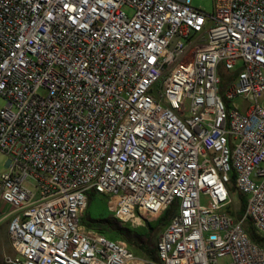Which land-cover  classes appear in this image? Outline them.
<instances>
[{
	"label": "built area",
	"instance_id": "built-area-1",
	"mask_svg": "<svg viewBox=\"0 0 264 264\" xmlns=\"http://www.w3.org/2000/svg\"><path fill=\"white\" fill-rule=\"evenodd\" d=\"M214 2L0 0L5 264H264V0ZM90 191L173 209L157 262L86 225Z\"/></svg>",
	"mask_w": 264,
	"mask_h": 264
},
{
	"label": "rangeland",
	"instance_id": "rangeland-1",
	"mask_svg": "<svg viewBox=\"0 0 264 264\" xmlns=\"http://www.w3.org/2000/svg\"><path fill=\"white\" fill-rule=\"evenodd\" d=\"M193 6L204 11L207 14H213L215 10L214 0H193ZM235 102L240 103V99H236ZM262 104L264 105V97L261 99ZM7 105L6 100L0 97V109L4 108ZM8 157L7 155L0 152V176L8 171L7 167ZM88 207L84 213L83 220L84 222L92 227V229H99L97 224L100 220H112L114 218V213L110 205L109 197L100 195L90 191ZM240 193L233 194V204L231 206L232 211L239 215L242 208L243 200ZM247 201V197H244ZM209 196L202 195L201 203L206 205L209 202ZM168 215L166 212L161 213L158 216H150L148 220H145L140 226H134L132 223H120L119 221L113 222L111 227L103 226L101 227L104 231V235L113 241H121L128 245L129 250L139 258L150 260L148 248L156 250L157 242L168 223ZM7 221L0 223V264H5V257L13 253V248L10 242V237L8 234V222L11 220L9 216ZM112 222V221H111ZM254 224V223H253ZM247 226L251 227L252 222L249 220ZM254 227V226H253ZM129 229L132 233L124 231L127 236L123 237L120 233V229ZM91 229V228H90ZM256 230V228L254 227ZM257 233H259L256 230ZM141 243H145L141 246ZM218 264H231V258L226 256L221 258Z\"/></svg>",
	"mask_w": 264,
	"mask_h": 264
},
{
	"label": "trees",
	"instance_id": "trees-1",
	"mask_svg": "<svg viewBox=\"0 0 264 264\" xmlns=\"http://www.w3.org/2000/svg\"><path fill=\"white\" fill-rule=\"evenodd\" d=\"M242 200H243V204H242V208H241V210H240V214H239V216H241L242 215V213H244V211H245V209H246V204H247V201L245 200V198L244 197H242ZM167 215H168V221L170 220V217H171V215L173 214V209H170V210H168L167 212ZM112 221V222H111ZM117 220L115 219V218H112V220H100V221H98L97 222V224H95L96 226H98L99 227V229H97V230H95V229H92V227H90V226H88L87 224V226L89 227V228H91L92 230H94V231H98V232H100V233H104V231H103V229L101 228V227H103V226H108V227H111L112 226V223L113 222H116ZM167 225V224H166ZM118 231H120V233L119 234H121L123 237H126L127 236V234L124 232V231H127L128 233H132V231L131 230H129V229H120V230H118ZM248 232H249V235H250V237H251V239L253 240V241H255L256 243H258V244H260V245H262V246H264V237L263 236H261L259 233H257L256 232V230L254 229V227L253 226H251V227H248ZM145 243H141V246L140 247H142V245H144ZM148 253H149V257H150V260L151 261H153V262H157L158 261V255H157V251L155 250L154 251V249H152V248H148Z\"/></svg>",
	"mask_w": 264,
	"mask_h": 264
},
{
	"label": "crops",
	"instance_id": "crops-1",
	"mask_svg": "<svg viewBox=\"0 0 264 264\" xmlns=\"http://www.w3.org/2000/svg\"><path fill=\"white\" fill-rule=\"evenodd\" d=\"M6 210H7V211L10 210V208L8 209V207H7ZM3 216H4V215H1V216H0V223H2L3 221H7L6 219H3ZM8 223H9V222H8Z\"/></svg>",
	"mask_w": 264,
	"mask_h": 264
}]
</instances>
